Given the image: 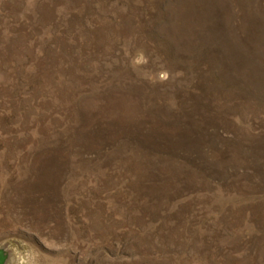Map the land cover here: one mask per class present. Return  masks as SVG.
I'll list each match as a JSON object with an SVG mask.
<instances>
[{"label": "rangeland", "instance_id": "374dc122", "mask_svg": "<svg viewBox=\"0 0 264 264\" xmlns=\"http://www.w3.org/2000/svg\"><path fill=\"white\" fill-rule=\"evenodd\" d=\"M3 242L264 264V0H0Z\"/></svg>", "mask_w": 264, "mask_h": 264}, {"label": "water", "instance_id": "95a60500", "mask_svg": "<svg viewBox=\"0 0 264 264\" xmlns=\"http://www.w3.org/2000/svg\"><path fill=\"white\" fill-rule=\"evenodd\" d=\"M15 253L9 242L0 244V264H15Z\"/></svg>", "mask_w": 264, "mask_h": 264}]
</instances>
